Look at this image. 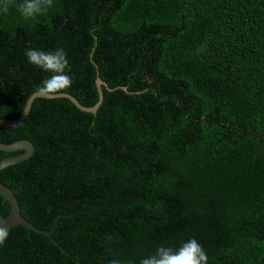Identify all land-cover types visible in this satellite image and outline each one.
Wrapping results in <instances>:
<instances>
[{
  "label": "trees",
  "instance_id": "1",
  "mask_svg": "<svg viewBox=\"0 0 264 264\" xmlns=\"http://www.w3.org/2000/svg\"><path fill=\"white\" fill-rule=\"evenodd\" d=\"M30 48L64 49L62 92L83 105L99 101L98 72L114 90L97 113L37 98L0 127L2 142L35 145L1 181L59 243L19 224L0 264H139L191 238L208 264H264V0H54L36 21L13 5L0 13V119L52 75ZM10 209L0 194V218Z\"/></svg>",
  "mask_w": 264,
  "mask_h": 264
},
{
  "label": "clouds",
  "instance_id": "2",
  "mask_svg": "<svg viewBox=\"0 0 264 264\" xmlns=\"http://www.w3.org/2000/svg\"><path fill=\"white\" fill-rule=\"evenodd\" d=\"M15 5L24 21H36L38 17L46 15L53 8L54 0H22L19 4L15 0H0V13H7ZM28 61L52 75L44 80L39 90L46 95H56L71 87L72 77L69 60L63 48L45 52L38 49H28L25 53ZM9 232L0 225V245H3ZM107 264H124L119 258L107 261ZM139 264H208V255L202 245L191 238L183 242L179 248L159 246L150 255L141 257Z\"/></svg>",
  "mask_w": 264,
  "mask_h": 264
},
{
  "label": "water",
  "instance_id": "3",
  "mask_svg": "<svg viewBox=\"0 0 264 264\" xmlns=\"http://www.w3.org/2000/svg\"><path fill=\"white\" fill-rule=\"evenodd\" d=\"M96 85L99 93V101L94 106L83 105L74 95L67 92H61L56 95H46L39 90L33 93L28 98L27 103L19 117L14 119H0V127H14L21 124L28 117L32 109V106L37 98H50V99L67 98L71 100L80 110L85 112L97 113L98 109L100 108L101 104L104 101L103 86H105L110 91L114 89H112L109 86V84L100 77L99 72L96 80ZM124 90L128 91V88L124 87ZM0 150L8 151V152L19 151V150L22 151L17 155L6 156L0 161V176H1V172L5 168L32 157L33 154L35 153V145L29 139L17 140L13 143H4L0 140ZM0 194L9 201L11 207L9 214L5 217L0 218V225L4 226L9 231L13 227L22 224L29 230H33L43 235H46L55 244L59 245L58 241L53 238L50 231H46L39 228L38 226L30 222L28 219H26V217H24L21 211L20 202L17 196L15 195L14 190L8 187L6 184H4L1 181V177H0Z\"/></svg>",
  "mask_w": 264,
  "mask_h": 264
}]
</instances>
